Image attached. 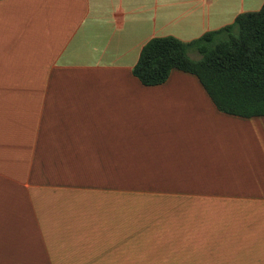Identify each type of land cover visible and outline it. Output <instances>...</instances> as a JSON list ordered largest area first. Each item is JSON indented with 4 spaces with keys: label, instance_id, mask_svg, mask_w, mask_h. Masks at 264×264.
Instances as JSON below:
<instances>
[{
    "label": "crops",
    "instance_id": "0c3cea01",
    "mask_svg": "<svg viewBox=\"0 0 264 264\" xmlns=\"http://www.w3.org/2000/svg\"><path fill=\"white\" fill-rule=\"evenodd\" d=\"M263 5L0 0V264H264V116L133 74Z\"/></svg>",
    "mask_w": 264,
    "mask_h": 264
},
{
    "label": "trees",
    "instance_id": "16d2710c",
    "mask_svg": "<svg viewBox=\"0 0 264 264\" xmlns=\"http://www.w3.org/2000/svg\"><path fill=\"white\" fill-rule=\"evenodd\" d=\"M192 53L201 58H192ZM174 70L196 76L220 112L263 117L264 5L190 42L172 36L152 39L133 74L152 87L166 83Z\"/></svg>",
    "mask_w": 264,
    "mask_h": 264
},
{
    "label": "rangeland",
    "instance_id": "374dc122",
    "mask_svg": "<svg viewBox=\"0 0 264 264\" xmlns=\"http://www.w3.org/2000/svg\"><path fill=\"white\" fill-rule=\"evenodd\" d=\"M192 57H193L194 59H200V58H201L200 55L197 54V53H192Z\"/></svg>",
    "mask_w": 264,
    "mask_h": 264
}]
</instances>
